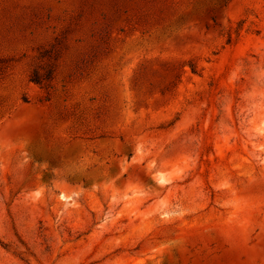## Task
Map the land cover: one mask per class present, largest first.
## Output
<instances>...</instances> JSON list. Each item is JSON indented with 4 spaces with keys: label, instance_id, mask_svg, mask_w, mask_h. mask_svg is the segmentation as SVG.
Returning a JSON list of instances; mask_svg holds the SVG:
<instances>
[{
    "label": "rangeland",
    "instance_id": "obj_1",
    "mask_svg": "<svg viewBox=\"0 0 264 264\" xmlns=\"http://www.w3.org/2000/svg\"><path fill=\"white\" fill-rule=\"evenodd\" d=\"M0 264H264V0H0Z\"/></svg>",
    "mask_w": 264,
    "mask_h": 264
},
{
    "label": "trees",
    "instance_id": "obj_2",
    "mask_svg": "<svg viewBox=\"0 0 264 264\" xmlns=\"http://www.w3.org/2000/svg\"><path fill=\"white\" fill-rule=\"evenodd\" d=\"M51 72H48L47 74V79H49L51 77ZM32 81L35 82L36 84H42L43 81H41V78L36 74L34 73V75L32 76Z\"/></svg>",
    "mask_w": 264,
    "mask_h": 264
}]
</instances>
